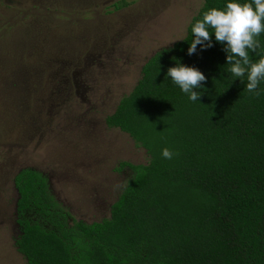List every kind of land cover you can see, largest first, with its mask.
I'll return each mask as SVG.
<instances>
[{
  "label": "trees",
  "instance_id": "trees-1",
  "mask_svg": "<svg viewBox=\"0 0 264 264\" xmlns=\"http://www.w3.org/2000/svg\"><path fill=\"white\" fill-rule=\"evenodd\" d=\"M223 4L202 0L184 36L143 62L104 117L147 155L144 163L118 162L128 175L108 216L76 219L44 172L14 173L13 243L27 264H264V80L259 95L249 93L246 78L227 72L215 41L186 53L192 23ZM256 39L251 61L264 55V32ZM176 60L204 74L198 101L165 76Z\"/></svg>",
  "mask_w": 264,
  "mask_h": 264
},
{
  "label": "rangeland",
  "instance_id": "rangeland-1",
  "mask_svg": "<svg viewBox=\"0 0 264 264\" xmlns=\"http://www.w3.org/2000/svg\"><path fill=\"white\" fill-rule=\"evenodd\" d=\"M0 0V264L16 250L14 173L44 172L76 219L108 216L145 150L104 117L143 62L182 38L202 0ZM129 1V0H127Z\"/></svg>",
  "mask_w": 264,
  "mask_h": 264
},
{
  "label": "clouds",
  "instance_id": "clouds-1",
  "mask_svg": "<svg viewBox=\"0 0 264 264\" xmlns=\"http://www.w3.org/2000/svg\"><path fill=\"white\" fill-rule=\"evenodd\" d=\"M191 40L187 43L186 53L211 47L213 41L221 44L227 72L234 78H246L245 89L253 95H259L257 85L264 80V55L255 61L249 59V53L259 47L256 39L264 32V0H224L222 8H208L201 17L192 23ZM165 76L186 94L189 101H198L203 89L204 74L193 66L176 60L167 67ZM161 156L170 159L174 152L161 149ZM127 183V181H126Z\"/></svg>",
  "mask_w": 264,
  "mask_h": 264
}]
</instances>
